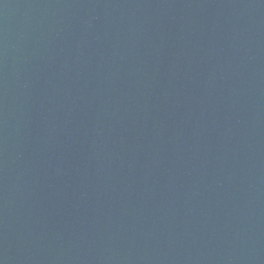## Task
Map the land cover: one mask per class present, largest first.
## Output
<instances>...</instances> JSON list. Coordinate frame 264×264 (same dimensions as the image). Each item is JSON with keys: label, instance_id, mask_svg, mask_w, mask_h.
Segmentation results:
<instances>
[{"label": "water", "instance_id": "obj_1", "mask_svg": "<svg viewBox=\"0 0 264 264\" xmlns=\"http://www.w3.org/2000/svg\"><path fill=\"white\" fill-rule=\"evenodd\" d=\"M0 264H264V0H0Z\"/></svg>", "mask_w": 264, "mask_h": 264}]
</instances>
